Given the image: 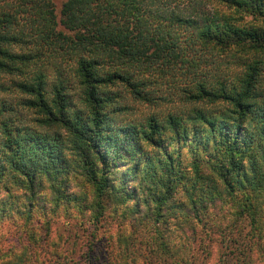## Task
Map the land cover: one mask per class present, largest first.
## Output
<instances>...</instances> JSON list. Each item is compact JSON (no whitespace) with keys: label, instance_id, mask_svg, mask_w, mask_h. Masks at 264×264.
<instances>
[{"label":"trees","instance_id":"16d2710c","mask_svg":"<svg viewBox=\"0 0 264 264\" xmlns=\"http://www.w3.org/2000/svg\"><path fill=\"white\" fill-rule=\"evenodd\" d=\"M235 14L240 19L264 18V0H63L60 19L54 0H0V93L9 90L2 78H10L23 108L37 109L38 122L66 131L39 132L15 119V106L0 98V158L33 174L63 165L65 149L76 150L83 154V168L101 198L121 185L120 180L113 185L107 179L108 163L114 158L108 151L118 149L133 157L138 151L143 154L145 143L159 146L168 139L157 159L147 151L135 169L149 166L146 175L154 180L158 164L164 179H156V184L170 194L172 180L184 176L178 167L182 149L188 147L194 160L206 159L211 169L201 174V185L199 175L191 182L188 200L195 218L201 221L200 213L206 218L209 203L230 196L236 208L235 227L246 217L253 237L260 238L261 60L242 63L245 68L231 81L205 69L210 47L245 53L264 48V29L238 25ZM177 77L185 80L180 88L185 109L170 111L163 119L155 115L139 124L112 125L113 115L125 109L119 103L124 94L153 102L148 86L159 78L172 82ZM109 104L111 110H106ZM90 157L101 167L87 165ZM28 256L24 247L17 260L5 253L0 264H35Z\"/></svg>","mask_w":264,"mask_h":264},{"label":"rangeland","instance_id":"374dc122","mask_svg":"<svg viewBox=\"0 0 264 264\" xmlns=\"http://www.w3.org/2000/svg\"><path fill=\"white\" fill-rule=\"evenodd\" d=\"M62 2L54 0L58 19ZM235 16L238 25L264 29L262 17ZM207 56L205 69L222 74L227 81L245 68V61L260 59L259 78L264 91V48L245 53L210 47ZM166 76L169 79L170 75ZM2 80L9 90L0 93V98L15 106V119L21 118L22 123L39 132L58 130L66 134L61 126L52 128L38 122L39 111L23 108L10 78ZM158 80L147 88L155 97L153 102L124 94L119 103L125 109L111 118L114 127L139 124L155 115L163 119L170 111L185 109L180 90L185 86L184 78L177 77L172 82L166 78ZM105 109L111 110V104ZM163 142L159 146L145 143L143 154L138 151L133 157L118 149L115 153L108 151L107 155L114 158L109 160L107 179L113 185L120 180L121 185L119 191L106 190L101 198L96 196L83 168V154L76 150L65 149L63 165L33 174H26L0 158V260L5 253L17 260L25 247L29 261L35 260V264H264V229L260 238H254L246 217L235 227L232 197L213 200L209 203L210 215L204 218L200 213L201 221L195 218L188 198L194 175L200 176L201 185V174L211 173L206 159L194 160V153L183 148V162L178 169L184 176L172 180L174 189L170 194L156 184V179H164L158 164L154 165V180L146 175L149 166L135 169V163L144 159L147 151L152 159H157L167 148L168 139ZM127 148L137 153L136 148ZM101 150L106 151L105 144H101ZM95 164L101 167L93 157L87 160V165ZM164 197L167 199L163 200Z\"/></svg>","mask_w":264,"mask_h":264}]
</instances>
